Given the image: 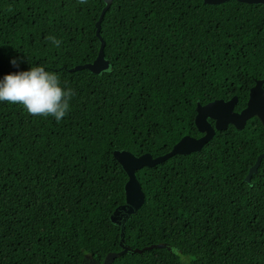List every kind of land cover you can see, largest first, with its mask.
Returning a JSON list of instances; mask_svg holds the SVG:
<instances>
[{
    "label": "trees",
    "instance_id": "obj_1",
    "mask_svg": "<svg viewBox=\"0 0 264 264\" xmlns=\"http://www.w3.org/2000/svg\"><path fill=\"white\" fill-rule=\"evenodd\" d=\"M103 6L0 0V81L42 66L74 92L59 122L0 101V264H81L121 250L109 216L127 176L113 150L163 154L201 134L196 102L235 96L239 111L264 76V4L110 0L97 36ZM100 39L108 69L71 70L95 58ZM263 150L251 117L136 170L144 198L122 235L141 251L108 264H264V158L245 180Z\"/></svg>",
    "mask_w": 264,
    "mask_h": 264
},
{
    "label": "water",
    "instance_id": "obj_2",
    "mask_svg": "<svg viewBox=\"0 0 264 264\" xmlns=\"http://www.w3.org/2000/svg\"><path fill=\"white\" fill-rule=\"evenodd\" d=\"M204 4H220L228 0H201ZM246 4H264V0H235ZM110 0H104V6L101 9L99 17L95 22V33L98 36L99 21L108 8ZM103 41L100 39V46L98 48L95 58L87 63L78 64L71 68L77 70L86 68L92 73L98 74L109 67V62L104 58L102 51ZM264 76L256 79L254 84L248 90L246 104L239 111L233 109L236 103V97L231 96L229 99L224 100L221 98L213 99L204 104L196 102L194 125L198 132L201 134L197 137L190 135L181 136L176 142L172 144L170 149L163 154L152 156L149 152H143L135 155L125 149L113 150L112 154L117 162L124 170L127 179L124 183V202L114 208L109 216L111 222L120 225V249L118 252L109 253L103 257L101 261L92 260L94 264H108L116 256L122 252H139L141 249L129 248L123 244L122 229L125 220L132 214L136 213L138 208L143 202V192L140 183L135 176V171L139 168L146 166L150 167L156 163L165 160L167 157L178 154L183 155L189 152L199 151L200 148L206 143L214 134L215 130H222L228 124L234 126L236 129H242L246 120L251 117H256L264 129V88L262 86ZM208 119L212 120V123ZM264 158V150L260 152L254 162L249 167L245 180L248 181L251 174L255 173L260 160ZM159 246V245H154ZM146 248H150L147 246ZM86 257L84 256L81 264H85Z\"/></svg>",
    "mask_w": 264,
    "mask_h": 264
},
{
    "label": "clouds",
    "instance_id": "obj_3",
    "mask_svg": "<svg viewBox=\"0 0 264 264\" xmlns=\"http://www.w3.org/2000/svg\"><path fill=\"white\" fill-rule=\"evenodd\" d=\"M85 2L86 0H80L82 4ZM47 39L56 47L62 43L53 36ZM10 62L17 65L18 60L12 59ZM72 95L74 92L71 89L60 86L57 75L42 66L31 67L16 74H6L0 81V101L20 104L33 116H52L57 122L65 117ZM171 251L182 260L190 259L183 257L176 247H172Z\"/></svg>",
    "mask_w": 264,
    "mask_h": 264
},
{
    "label": "flooded vegetation",
    "instance_id": "obj_4",
    "mask_svg": "<svg viewBox=\"0 0 264 264\" xmlns=\"http://www.w3.org/2000/svg\"><path fill=\"white\" fill-rule=\"evenodd\" d=\"M85 264H94L92 261H86Z\"/></svg>",
    "mask_w": 264,
    "mask_h": 264
}]
</instances>
